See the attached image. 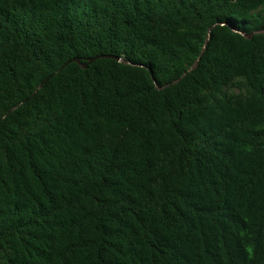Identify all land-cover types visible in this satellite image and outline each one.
<instances>
[{
	"label": "trees",
	"instance_id": "trees-1",
	"mask_svg": "<svg viewBox=\"0 0 264 264\" xmlns=\"http://www.w3.org/2000/svg\"><path fill=\"white\" fill-rule=\"evenodd\" d=\"M0 264H264V0H0Z\"/></svg>",
	"mask_w": 264,
	"mask_h": 264
},
{
	"label": "water",
	"instance_id": "water-1",
	"mask_svg": "<svg viewBox=\"0 0 264 264\" xmlns=\"http://www.w3.org/2000/svg\"><path fill=\"white\" fill-rule=\"evenodd\" d=\"M92 59L93 58H90L89 61H91ZM70 61H76V62H78V59L77 58H73V59L69 60L67 63H69ZM79 64H80L81 67H85L86 66V64H83V63H79Z\"/></svg>",
	"mask_w": 264,
	"mask_h": 264
},
{
	"label": "rangeland",
	"instance_id": "rangeland-1",
	"mask_svg": "<svg viewBox=\"0 0 264 264\" xmlns=\"http://www.w3.org/2000/svg\"><path fill=\"white\" fill-rule=\"evenodd\" d=\"M234 91H238L236 88H233Z\"/></svg>",
	"mask_w": 264,
	"mask_h": 264
}]
</instances>
